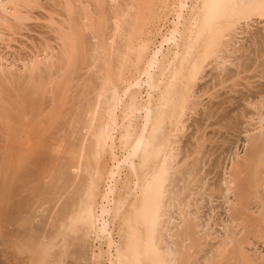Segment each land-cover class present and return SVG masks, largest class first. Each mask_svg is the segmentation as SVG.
Masks as SVG:
<instances>
[{"label":"bare ground","instance_id":"1","mask_svg":"<svg viewBox=\"0 0 264 264\" xmlns=\"http://www.w3.org/2000/svg\"><path fill=\"white\" fill-rule=\"evenodd\" d=\"M102 238L110 264H264V0H0V264H93Z\"/></svg>","mask_w":264,"mask_h":264},{"label":"rangeland","instance_id":"2","mask_svg":"<svg viewBox=\"0 0 264 264\" xmlns=\"http://www.w3.org/2000/svg\"><path fill=\"white\" fill-rule=\"evenodd\" d=\"M255 28H256V26H254V27H252L250 29H247L245 34L239 36V39L242 41L245 38H247L248 36H250V33L253 30H255ZM164 30L167 31L166 28H163V31ZM163 31H162V33H160L161 36L160 35L159 36H155V37H158L157 41L155 39V42L157 43V44L155 43V47L156 48L158 47L157 49L162 47V42H163V37L162 36H163V34L166 33L165 31L164 32ZM164 46L166 47L167 45H164ZM257 122L258 121L256 119L255 120L245 119V120H243V122L241 124L242 126L240 125V128L238 129V131L228 133L226 135V138L223 141H218L217 142L215 140V142H214V140H211V141L207 142V144H208L207 148H210V151L212 150V152L209 151L210 154L205 155V157L203 158L202 178L204 179V183H205V187L203 188L205 191H202L203 193L201 192V194H204V192H206V194L207 193H211V189H213L215 187H218L219 183H220V180L222 181V178H224L226 176V174L229 173V171H231L230 167L232 165L233 159H235L236 155L237 154L239 155V153L241 155H243V152L245 151V145H246L245 144V136H246V132L248 130H250V131L252 130L253 131L256 128V126H257L256 125ZM191 123L192 122H190L189 124H191ZM189 124L187 125V128L189 127L188 128L189 130H187V128H186L187 132L185 131V134H187V135L185 136V134H184V137L183 138L181 137V141H182L181 143H183L185 141L183 143L184 145L188 141H190V137L193 138L197 134L196 126L193 123H192L193 125L192 124L189 125ZM191 126L194 128V130H193V128ZM190 127H191V129H190ZM211 128L212 127H204V130H205L206 134H209V132L211 133V131L213 129V128L212 129ZM185 139L186 140L188 139L187 142H186ZM117 148L118 147H116V149H115L116 150L115 154H116V158L118 160H120L119 158L122 157V155H120V153H122V152H120V149L117 150ZM117 151H119V153ZM50 157H52V156H50ZM56 158L52 157L50 159H55L56 160ZM45 159H47V158H45ZM47 160H49V159H47ZM55 160H54V162H55ZM121 160H122V158H121ZM46 161H44V163ZM52 162H53V160L51 161V164H52ZM46 164H47V162H46ZM46 164H45V166H46ZM112 164H114V163L110 162V166H113ZM44 171H46V170H44ZM122 171H126V170H122ZM216 194L217 195L214 194V196L211 199H208L205 202H202V204L199 206V217L201 219L200 221H201L202 225L205 226V227L207 225H209V229H210V231L212 232V235H213L212 236L213 239H210L208 241V244H210V243L211 244H215V243L218 242V239H216V237L221 235V232L222 233L224 232L223 226L225 225L226 220H227V213H228L227 210L228 209L226 208L227 205L225 203V199L223 198V196L221 194H219V193H216ZM196 197L198 198V196H196ZM209 218H210V220H209ZM111 226H112V224H111ZM205 227H203L201 229L204 230ZM111 228H114V227H111ZM113 234H114V238H117V236H116V234L114 232H113ZM102 239L97 244L98 248L99 247L100 248L99 249L97 248L96 251H95V253L97 254V258L95 259V261H93V264H110L109 262L106 261V256H102V257L98 258V256L104 255L107 252V248H106L107 246H105V240H104L105 238L103 240ZM253 245L257 246V247H254V248L252 247L253 249H256V248L258 249L259 248L258 250H262L264 248V247L261 248L263 245L259 246L257 243H255ZM207 248L208 247L205 246V249H207Z\"/></svg>","mask_w":264,"mask_h":264}]
</instances>
